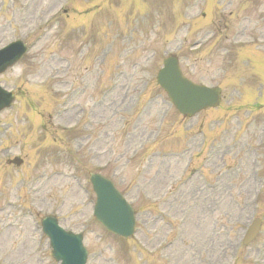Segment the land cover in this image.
Returning a JSON list of instances; mask_svg holds the SVG:
<instances>
[{"label":"rangeland","instance_id":"obj_1","mask_svg":"<svg viewBox=\"0 0 264 264\" xmlns=\"http://www.w3.org/2000/svg\"><path fill=\"white\" fill-rule=\"evenodd\" d=\"M15 39L32 46L0 75L17 96L0 113V264H59L28 208L83 232L89 264H264V0H0V47ZM170 54L219 107L177 112L156 81ZM92 171L133 203L132 239L95 221Z\"/></svg>","mask_w":264,"mask_h":264},{"label":"water","instance_id":"obj_2","mask_svg":"<svg viewBox=\"0 0 264 264\" xmlns=\"http://www.w3.org/2000/svg\"><path fill=\"white\" fill-rule=\"evenodd\" d=\"M179 79L181 80V81H183V82H185L184 81V79H182V78H180L179 77ZM212 92L213 93H217V90H212ZM204 99H203V101L201 102V104L204 106V105H207V104H214L215 102H212L211 100H210V98H208V97H203ZM197 107H190V108H188V111H194L195 109H196Z\"/></svg>","mask_w":264,"mask_h":264}]
</instances>
